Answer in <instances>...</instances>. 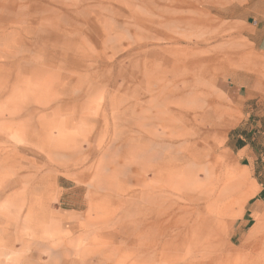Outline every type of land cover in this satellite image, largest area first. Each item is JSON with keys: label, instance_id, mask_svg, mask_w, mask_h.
I'll use <instances>...</instances> for the list:
<instances>
[{"label": "rangeland", "instance_id": "obj_1", "mask_svg": "<svg viewBox=\"0 0 264 264\" xmlns=\"http://www.w3.org/2000/svg\"><path fill=\"white\" fill-rule=\"evenodd\" d=\"M216 1L0 0V264H264L255 221L236 234L248 177L197 108Z\"/></svg>", "mask_w": 264, "mask_h": 264}, {"label": "crops", "instance_id": "obj_2", "mask_svg": "<svg viewBox=\"0 0 264 264\" xmlns=\"http://www.w3.org/2000/svg\"><path fill=\"white\" fill-rule=\"evenodd\" d=\"M215 7L217 32L220 35L216 48L220 64L214 73H203V85L210 98L206 103L202 101L197 108L201 111L202 123L222 129L223 142L234 155L236 168L248 177V186L236 198V204L242 207L236 217V234H242L251 227L250 222L255 221L256 229L260 230V242H263L264 26L259 28L256 21L248 22V25L243 22V16L251 13L248 0H217ZM240 140L243 144H238ZM200 155L206 157L209 153L200 151ZM208 161L205 159V162L198 164L195 175L199 171L209 174ZM153 173L158 177V169ZM185 177L182 172L179 186L175 188L182 192L180 198L188 197L186 190L182 189ZM58 185L68 188L71 179L62 176L58 179ZM196 189L199 194L193 199L189 197L190 200L197 201L207 191L204 182L196 183ZM238 189L241 190V187L236 179Z\"/></svg>", "mask_w": 264, "mask_h": 264}, {"label": "trees", "instance_id": "obj_3", "mask_svg": "<svg viewBox=\"0 0 264 264\" xmlns=\"http://www.w3.org/2000/svg\"><path fill=\"white\" fill-rule=\"evenodd\" d=\"M238 144H243V141L240 140V141L238 142Z\"/></svg>", "mask_w": 264, "mask_h": 264}]
</instances>
